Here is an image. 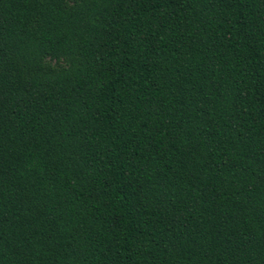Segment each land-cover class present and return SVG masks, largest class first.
I'll use <instances>...</instances> for the list:
<instances>
[{
  "label": "trees",
  "instance_id": "16d2710c",
  "mask_svg": "<svg viewBox=\"0 0 264 264\" xmlns=\"http://www.w3.org/2000/svg\"><path fill=\"white\" fill-rule=\"evenodd\" d=\"M0 264H264V0H0Z\"/></svg>",
  "mask_w": 264,
  "mask_h": 264
}]
</instances>
